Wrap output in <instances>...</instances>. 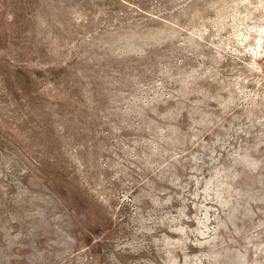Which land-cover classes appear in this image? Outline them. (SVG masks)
Masks as SVG:
<instances>
[{"label":"rangeland","instance_id":"obj_1","mask_svg":"<svg viewBox=\"0 0 264 264\" xmlns=\"http://www.w3.org/2000/svg\"><path fill=\"white\" fill-rule=\"evenodd\" d=\"M0 264H264V0H0Z\"/></svg>","mask_w":264,"mask_h":264}]
</instances>
